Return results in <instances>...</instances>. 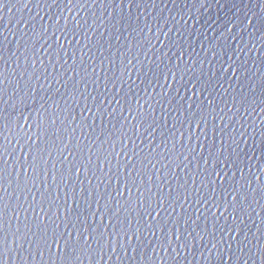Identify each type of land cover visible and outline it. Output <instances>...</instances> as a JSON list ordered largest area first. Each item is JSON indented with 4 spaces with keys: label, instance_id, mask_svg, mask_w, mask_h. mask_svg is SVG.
<instances>
[{
    "label": "water",
    "instance_id": "95a60500",
    "mask_svg": "<svg viewBox=\"0 0 264 264\" xmlns=\"http://www.w3.org/2000/svg\"><path fill=\"white\" fill-rule=\"evenodd\" d=\"M0 264H264V0H0Z\"/></svg>",
    "mask_w": 264,
    "mask_h": 264
}]
</instances>
